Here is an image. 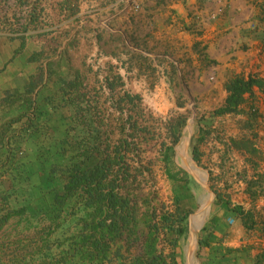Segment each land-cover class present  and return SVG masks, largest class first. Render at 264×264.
I'll use <instances>...</instances> for the list:
<instances>
[{
  "label": "crops",
  "instance_id": "obj_1",
  "mask_svg": "<svg viewBox=\"0 0 264 264\" xmlns=\"http://www.w3.org/2000/svg\"><path fill=\"white\" fill-rule=\"evenodd\" d=\"M199 4V0H0V125L17 118L28 105L33 110L30 127L23 124L26 118L21 119L8 135L14 142L13 155L18 157L10 162L11 170L18 164L19 170L24 164L27 170L35 169L37 161L49 153V139L87 138L93 120L102 123L107 138L114 127L125 129L129 118L135 120L131 115L127 118L123 110L128 107L129 84L137 92H153L160 110L176 108L164 93L174 90V77H181L184 63L177 60L186 52L192 59L198 57L191 52L193 41L206 45L210 55L219 32V21L197 37L183 29L195 27L193 16L201 9ZM129 76L134 78L128 81ZM65 82L72 83L71 90ZM31 83L35 86L27 92ZM7 95L9 101L20 102L5 103ZM20 98H29L30 103H22ZM240 118L226 114L205 119L190 137L192 160L194 152L197 160L193 161L206 173L210 187L219 189L214 191L219 202L212 203L199 235L200 264H254L261 252L257 251L259 245L264 246L263 239L253 237L231 209L239 206L248 212L251 205L255 209L264 205V197L255 202L249 199V184L264 176V164L252 165L250 153L230 145L245 133L236 124ZM192 124L193 118L186 136L176 149H170L181 162L186 157L193 172L205 180L185 155ZM164 151H168L167 160L162 161L165 183L179 210L184 212L193 205L198 209L201 205L197 207L194 195L200 186L170 159L169 147L165 145L159 153ZM188 246L190 251V236Z\"/></svg>",
  "mask_w": 264,
  "mask_h": 264
},
{
  "label": "rangeland",
  "instance_id": "obj_2",
  "mask_svg": "<svg viewBox=\"0 0 264 264\" xmlns=\"http://www.w3.org/2000/svg\"><path fill=\"white\" fill-rule=\"evenodd\" d=\"M199 3L201 9L198 10V16H193L196 21L195 27L190 25V28L183 29L197 37L205 33L206 28L210 27L212 22L219 21V32L215 39L216 45L214 49L210 50V55L206 51V45L203 46L201 43L193 41L191 52L198 57L192 59L186 52L187 58L184 55L181 60H177L179 64L183 65L184 63L181 77H174L175 84L172 85L174 90L171 93H164L169 102L174 101L176 108L160 110L153 101V92L148 89L137 92L134 85L129 84L127 93L133 98V103L128 102V107L123 110L126 112L127 118L130 115L134 116L135 120L133 121L137 122L139 131L133 132L129 124H126V128L122 130L115 129L112 125L114 129L109 136L111 145L125 139L129 143L124 159L130 168L131 177L126 183V191H122V194L127 196L131 205L134 206L139 230L145 229L147 220L152 224H157L159 234L156 248L165 256L173 253V264H185L187 256L190 264H196V261L197 264H200L199 235L208 222L213 204L209 210L206 209L200 228L197 229L198 246L195 250V261L192 253L189 252L188 236L189 217L196 212L197 208L193 205L184 212L179 210L175 197L171 195L172 189L169 184L165 183L163 160L159 152L165 145L169 149L172 146L176 149L182 138L186 136L185 129L191 118H193L192 137L195 126L199 122L217 116L215 111L224 105L227 96L223 86L228 80L235 76H241L244 78L253 77L264 82V0H229L225 12L214 21L207 20L211 5L206 0H199ZM200 11L204 18V25L199 22ZM251 41H254L255 44L251 45ZM178 50H182V48ZM132 78L134 76H129L128 81ZM253 91V98L243 106V114H240L241 118L236 122L237 126L246 129L245 133L236 140L242 145V150L250 153L251 164L260 166V164H264V92L256 87ZM251 106L254 108V112L249 110ZM173 135L177 137L176 144L172 143ZM246 139L248 141L245 144L242 141ZM57 141L48 143L49 152H51L48 153L45 161L48 171L42 170L40 173V170L36 169L35 172L25 175L29 176V183L35 192L33 195L37 199L34 198L35 201L25 205V209L26 207L27 209L22 214L23 218L11 217L0 228V264H44L45 261L48 263L51 258L58 257L63 249V243H66L67 237L74 231V222H70L71 220L64 223L58 220L57 225L51 220L50 215L39 217L30 214L38 210L41 212L44 207L49 208L54 189L63 182L60 173H57L59 172L58 167L65 164L67 158L72 156V149L70 145H68L70 149L64 148L69 150L70 156L63 158L59 151L61 141L55 144ZM251 149L255 150V154L257 152L258 156L251 157L253 155ZM169 152L170 159L175 160L178 165L183 167L175 151L171 152L170 149ZM187 155L210 186L206 173L192 160L189 149ZM257 158L258 160L255 161ZM52 168L56 170L53 174L49 172ZM7 175L4 173L0 178V197L8 195L7 193L12 190L11 186L14 181ZM50 177L52 178L48 179ZM211 189L218 193V188L214 190L212 187ZM249 193V199L252 202L264 197V176L249 184ZM205 195L208 196V193L200 187L197 188L194 195L197 199V207L200 199ZM21 206L22 204H13L12 199L8 203L10 209H18ZM246 211L252 215L248 222L249 231L253 233V237L256 236L264 241V205L259 209H255L251 205ZM173 214H176L173 219L176 221L175 224L170 225L171 227H164L161 222L163 217ZM178 219L181 220L180 223H177ZM177 230L181 232L177 233ZM41 248L42 255H46L47 249V260L37 256L33 257V251ZM129 250V253L136 254L139 247L134 245ZM258 250L264 251V246L259 245Z\"/></svg>",
  "mask_w": 264,
  "mask_h": 264
},
{
  "label": "trees",
  "instance_id": "obj_3",
  "mask_svg": "<svg viewBox=\"0 0 264 264\" xmlns=\"http://www.w3.org/2000/svg\"><path fill=\"white\" fill-rule=\"evenodd\" d=\"M30 86L31 88L28 86L27 92L33 90L35 85L31 83ZM64 86L68 90L72 89L70 82H65ZM255 87L264 92V82L262 83L259 79L235 76L228 80L223 86L227 94L224 105L215 111V114H243V106L253 98ZM8 96L4 100L5 103L9 101L10 96ZM14 100L20 102V100ZM14 100L13 102H15ZM127 100L129 103H133V98L130 96H127ZM11 102L12 100L9 101L10 104L13 103ZM21 102H29V98H22ZM249 110L255 111L252 106ZM30 114H33L32 105H28L27 110L17 118L10 119L0 125V178L5 173L14 181L11 186L12 190L7 193L8 195L0 197V202H2L0 203V228L11 217L23 218L22 214L27 209V207L25 209V205L37 199L33 195L35 192L29 183V176L25 175L29 172H35L36 169L40 170V173L42 170H47L46 157H42L39 163L37 161L35 169L27 170L29 167H25L24 164L23 169L19 170L21 166L18 164L16 170H11L12 164L10 162L13 163L12 159L18 157L13 155L14 142L11 143L8 135L12 126L21 119L26 118L23 124L30 127ZM127 122L133 132L139 131L136 122L130 118ZM84 126L87 127L88 125ZM101 127L102 123L93 120L87 128L90 132L87 138L77 139L70 136L65 141H61V145H65L66 148L70 145L72 149V156H70L69 150L60 146L61 156L63 158L70 156L65 164L58 167L59 172L57 173H60L63 182L54 189L49 208L44 207L41 212L38 210L30 213L39 217L50 215L54 223L58 220H61L62 223L67 220L74 222V231L67 237L66 243H63V249H61L58 257L51 258V261L48 263L45 261L44 264H173V253L165 256L156 248L159 234L158 225L147 220L145 229L140 231L134 206L131 205L130 199L122 194V191H126V183L131 177L130 168L124 159L129 143L125 139L111 145ZM173 136L172 143L176 144L177 137ZM49 141L51 143L55 140L49 139L48 143ZM246 141L248 140L242 142L246 144ZM230 145L235 150H242V145L237 140H231ZM254 151L251 149L253 155L255 154ZM167 153L168 151H164L162 154L163 161L167 160ZM193 160L195 162L197 160L194 152ZM49 172L53 174L56 170L52 168ZM168 176L170 177L169 173ZM11 199L13 204H22V206L18 209L8 208ZM215 199L219 202L218 195ZM223 206L230 208V203L224 202ZM231 209L241 218L243 225L248 228V222L252 215L249 212H244L239 206H233ZM175 217L176 214L164 216L161 222L164 227H171L170 225L176 222L173 220ZM150 219L152 218L150 217ZM180 221L178 219L177 223ZM56 224L58 225V223ZM180 232L177 230V233ZM134 245H138L139 250L138 253L131 254L129 249ZM41 251L42 248L33 251V257L46 259L47 249L46 255H42ZM254 264H264V251L255 256Z\"/></svg>",
  "mask_w": 264,
  "mask_h": 264
},
{
  "label": "bare ground",
  "instance_id": "obj_4",
  "mask_svg": "<svg viewBox=\"0 0 264 264\" xmlns=\"http://www.w3.org/2000/svg\"><path fill=\"white\" fill-rule=\"evenodd\" d=\"M183 164V162H182ZM183 167L184 164H183ZM195 174V173H194ZM199 179H201L203 182L205 181L204 179H202L201 177H199L197 174H195ZM204 193V192H203ZM207 195H205V197L203 196L201 199H200V203L199 205H201L194 214H192L190 217H189V236H190V245L192 244V246H190V253L192 252V255L195 259V250H196V242H197V234L195 235V230L201 225L202 223V220H203V217H204V214L206 212V209L207 208H204V205L206 204L207 202ZM195 215V216H194ZM192 217V218H191ZM194 218V220H193ZM192 221H193V225H192ZM194 235H195V247L193 248V239H194ZM188 236V237H189ZM196 261V259H195ZM185 264H190V260H188V256L185 257ZM196 264H197V261H196Z\"/></svg>",
  "mask_w": 264,
  "mask_h": 264
},
{
  "label": "water",
  "instance_id": "obj_5",
  "mask_svg": "<svg viewBox=\"0 0 264 264\" xmlns=\"http://www.w3.org/2000/svg\"><path fill=\"white\" fill-rule=\"evenodd\" d=\"M190 137H191V133L188 135L186 141H185V155L188 154V149H189V144H190ZM183 164H184V168L186 169V171L188 172V174L191 176V178L205 191L208 193V197H207V202L204 205V208H209L214 199H215V194L212 191V189L210 188V186L204 181H202L201 179H199L193 172V170L189 167L187 158L184 157L182 158ZM196 246H198V239L196 242Z\"/></svg>",
  "mask_w": 264,
  "mask_h": 264
},
{
  "label": "built area",
  "instance_id": "obj_6",
  "mask_svg": "<svg viewBox=\"0 0 264 264\" xmlns=\"http://www.w3.org/2000/svg\"><path fill=\"white\" fill-rule=\"evenodd\" d=\"M210 5L211 8L208 13V21H214L218 19L224 12L225 9L228 7L229 0H206ZM198 16V15H197ZM201 18L199 22L202 23V25L205 24L204 18H202L201 15H199ZM199 22H197L199 24Z\"/></svg>",
  "mask_w": 264,
  "mask_h": 264
}]
</instances>
